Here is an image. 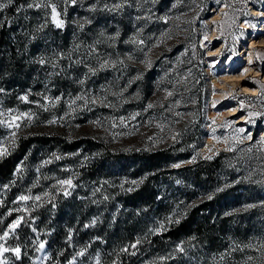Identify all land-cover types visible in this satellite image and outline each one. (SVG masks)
Here are the masks:
<instances>
[{"label": "rangeland", "instance_id": "obj_1", "mask_svg": "<svg viewBox=\"0 0 264 264\" xmlns=\"http://www.w3.org/2000/svg\"><path fill=\"white\" fill-rule=\"evenodd\" d=\"M35 3L42 6L29 7ZM12 4V13L7 6L0 10V26L10 39L5 36L7 48L0 49V150L24 136L82 139L73 150L51 138L48 144L38 143L40 137L30 143L27 154L45 153L53 170L48 180L38 177L32 199L44 196L50 207L57 199L92 208L84 206L75 216L81 226L67 249L59 239L52 242L59 246L52 244L51 256L42 232L26 231V242H19L21 232L10 228L19 218L12 220L0 233V264H99L89 243L103 236L108 208L120 206L122 193L110 178L80 171L84 158L152 151L175 141L181 130L192 149L179 157L170 148L169 167L246 141L253 131V142L264 152V0ZM52 6L62 27L52 20ZM164 178L174 187L179 174L167 172ZM65 180L71 186L60 183ZM157 189L164 197L170 193L161 182ZM246 247L244 257L264 264V242ZM17 248L19 256L12 251Z\"/></svg>", "mask_w": 264, "mask_h": 264}, {"label": "trees", "instance_id": "obj_2", "mask_svg": "<svg viewBox=\"0 0 264 264\" xmlns=\"http://www.w3.org/2000/svg\"><path fill=\"white\" fill-rule=\"evenodd\" d=\"M19 1L22 0H14ZM13 8L14 4L7 5L6 13H12ZM6 28L0 26V49L7 48ZM62 39L66 41L65 33ZM0 64L4 66L1 60ZM18 68L10 69L17 72ZM181 131L175 141L152 151H119L84 158L80 171L90 178L101 174L110 178L108 182L111 180L112 186L122 193L120 206L108 208L111 216L106 227L101 228L103 236L89 243L90 253L99 264L260 263L243 256L246 245L264 242V152L253 142L256 132L250 139L220 148L207 157L196 155L187 163L169 167L170 148L179 157H187L192 149L185 130ZM39 137H19L13 147L0 155V233L19 218L13 228L16 234L21 232L19 242H26V231L31 236L40 231L51 256L59 246L52 243L56 239L61 248H68L73 233L77 234V227L81 226L75 216L85 205L54 199L50 207L43 202L44 196L32 199L38 177L48 180L53 170L49 160H43L45 153L37 156L36 152L27 151L37 138L38 143L45 144L51 138L68 150L82 139L68 142L60 135ZM167 172L179 174L174 187H168L162 179ZM129 178L133 179L131 183ZM160 182L170 189L166 197L158 191L161 188L157 189ZM19 196L28 199L20 200ZM17 208L26 211L19 214ZM69 233L72 235L68 238ZM133 244L135 248L131 247Z\"/></svg>", "mask_w": 264, "mask_h": 264}, {"label": "snow or ice", "instance_id": "obj_3", "mask_svg": "<svg viewBox=\"0 0 264 264\" xmlns=\"http://www.w3.org/2000/svg\"><path fill=\"white\" fill-rule=\"evenodd\" d=\"M72 2L75 3V0H72ZM7 3L8 4L12 3V0H7ZM6 6H7V4H5L3 2H0V10H2L3 8H5ZM33 6L39 8L42 5H41V3H35L34 5H32V4L29 5V7H33ZM117 7H119V5H117ZM52 20H53V22L56 24V26L58 28L63 26V21H61V20L58 19V13H57L56 8L54 6H52ZM40 63H44V61L41 60ZM78 99H79V97H78ZM149 107H151V105H149ZM249 115L251 116V115H254V114L253 113H249ZM255 115H261V114L260 113H256ZM250 138L251 137H249V139ZM2 151L3 150H0V154H2ZM60 183L61 184H67V185L71 186V181L70 180L61 181ZM208 198L211 199L212 197L209 196ZM19 199L20 200H26V199H28V197L21 196V197H19ZM36 199H39V197H36ZM18 223H19V220H17L13 225H10V228H14ZM161 227H163V225H161ZM4 235L7 236L8 233L6 232ZM43 247H44V245L41 243L40 244V248H43ZM131 247L135 248L136 245L133 244V245H131ZM12 251H14L17 254V256H19V252H20L19 248L13 249ZM123 251H127V249H123ZM79 254L80 255H83V252H81Z\"/></svg>", "mask_w": 264, "mask_h": 264}, {"label": "bare ground", "instance_id": "obj_4", "mask_svg": "<svg viewBox=\"0 0 264 264\" xmlns=\"http://www.w3.org/2000/svg\"><path fill=\"white\" fill-rule=\"evenodd\" d=\"M263 41H264V39H263ZM261 42H262V40H261ZM263 80H264V78H263ZM243 90L246 91V92H250V94L256 92V89L255 88H248V87H245V86H244Z\"/></svg>", "mask_w": 264, "mask_h": 264}]
</instances>
